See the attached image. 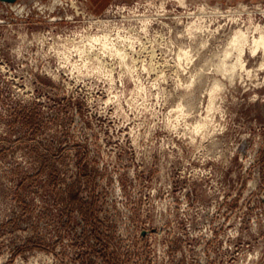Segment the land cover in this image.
Listing matches in <instances>:
<instances>
[{"label":"rangeland","instance_id":"obj_1","mask_svg":"<svg viewBox=\"0 0 264 264\" xmlns=\"http://www.w3.org/2000/svg\"><path fill=\"white\" fill-rule=\"evenodd\" d=\"M237 29L264 0L0 1V264H264V50L217 69Z\"/></svg>","mask_w":264,"mask_h":264},{"label":"bare ground","instance_id":"obj_2","mask_svg":"<svg viewBox=\"0 0 264 264\" xmlns=\"http://www.w3.org/2000/svg\"><path fill=\"white\" fill-rule=\"evenodd\" d=\"M180 1H183V0H180ZM149 6V5H148ZM229 14V13H228ZM223 15V14H222ZM151 16V15H150ZM143 17V16H142ZM152 17V16H151ZM145 18V17H144ZM146 18H147V14H146ZM148 18H149V15H148ZM143 19V18H142ZM144 20V19H143ZM150 20H151V18H150ZM146 22H148L147 20H145ZM144 21V22H145ZM113 23V22H112ZM108 24V23H107ZM111 24V23H110ZM143 24V23H142ZM100 26V25H99ZM109 26V25H108ZM123 26V25H122ZM93 27V26H92ZM104 27V26H103ZM100 29H102V28H100ZM105 29H106V27H105ZM132 29V28H131ZM136 30V29H135ZM148 30V29H147ZM113 31V30H112ZM118 31V30H117ZM125 31V30H124ZM130 31V30H129ZM83 32V31H82ZM86 32V31H85ZM101 33V32H100ZM126 34V33H125ZM108 36V35H107ZM120 36V35H119ZM129 36V35H128ZM131 36H132V34H131ZM139 37V36H138ZM70 39V38H69ZM92 39L95 41V40H101L99 37H96V36H94V37H92ZM115 39V38H114ZM127 39V38H126ZM108 40V39H107ZM107 40H106V42H107ZM119 41V40H118ZM125 41V40H124ZM123 41V42H124ZM93 42V41H92ZM106 42H102L103 43V45L104 46H106V47H108L109 46V43H106ZM108 42H109V40H108ZM136 42V41H135ZM140 42V41H139ZM248 42H250L252 45H251V49H252V52H255L257 49H259V48H262L263 50H264V32L262 31V30H260L259 31V35L258 36H253L252 37V39H249V37H248V35L246 34V32H244V31H242L241 29H237L235 32H234V34H233V36H232V38H231V40L229 41V44H228V46L224 49V51H223V55H222V58L217 62L218 64H217V69L219 70V71H221V72H224V73H227L228 72V74H229V77H232V75H233V72H234V69L238 66V65H240L242 68L244 67L243 66V64H242V54H243V52H244V48H245V45H247V43ZM112 44V43H111ZM123 44V43H122ZM135 44H137V43H135ZM140 44V43H139ZM102 46V45H101ZM113 46V45H112ZM112 46H110L109 47V49L112 47ZM134 46V45H133ZM132 46V47H133ZM137 46V45H136ZM139 46V45H138ZM71 47V46H70ZM131 47V48H132ZM143 47V46H142ZM81 48V47H80ZM125 48V47H124ZM130 48V49H131ZM75 49V48H74ZM94 49H95V47H94ZM112 49V48H111ZM119 49V48H118ZM236 50V55H235V61L233 62V63H231V64H228L227 65V57L231 54V52H232V50ZM87 50V49H86ZM108 50V49H107ZM125 50V49H124ZM105 51V50H104ZM117 51V50H116ZM151 51V50H150ZM66 52V51H65ZM69 52V51H68ZM102 52V51H101ZM109 52H110V50H109ZM136 52V51H135ZM99 53V52H98ZM108 53V52H107ZM112 53V52H111ZM116 53H119V56L120 55H122V56H124L123 54H124V52L122 53L121 51H117ZM181 54H184V55H186L187 54V51H181L180 52ZM69 54V53H68ZM106 54V53H105ZM108 55H110V54H108ZM117 55V54H116ZM136 55V54H135ZM70 56V55H69ZM104 56V55H103ZM150 56V55H149ZM183 56V55H182ZM234 56V55H233ZM65 57V56H64ZM131 57V56H130ZM62 58V57H61ZM72 58V57H71ZM70 58V59H71ZM146 58V57H145ZM73 59V58H72ZM93 59V58H92ZM95 59H97V58H95ZM101 59V58H100ZM152 59V58H151ZM154 59V58H153ZM121 60V59H120ZM133 60V59H132ZM137 60V59H136ZM141 60V59H140ZM232 60V59H231ZM94 61V60H93ZM139 61V60H138ZM190 61V60H189ZM143 62V61H142ZM79 63V62H78ZM93 63V62H92ZM101 63V62H100ZM99 63V64H100ZM120 63V62H119ZM125 63V62H124ZM84 64H86L85 62H84ZM110 64V63H109ZM89 65V64H88ZM102 65V64H101ZM101 65H100V67H101ZM128 65V64H127ZM155 65V64H154ZM156 65H158V64H156ZM148 66H150V65H148ZM102 67H104V66H102ZM86 68V67H85ZM108 68V67H107ZM155 68V67H154ZM106 69V68H105ZM109 69V68H108ZM125 69V68H124ZM141 69H142V67H141ZM144 69V68H143ZM78 70V69H77ZM86 70V69H85ZM97 70H99V69H97ZM104 70V69H103ZM236 70H237V68H236ZM89 71V70H88ZM106 71H107V69H106ZM110 71V70H109ZM78 72V71H77ZM98 73V72H97ZM248 73V72H247ZM91 74H93V73H91ZM105 74V73H104ZM111 75V74H110ZM114 75V74H113ZM123 77V76H122ZM228 77V76H227ZM162 78H163V76H162ZM111 79V78H110ZM220 81H215V82H213V84L210 86V91H209V93H210V101H209V105H208V107L211 109V108H213V106H214V94L217 92V90H219L220 89V83H219ZM209 100V99H208ZM218 104V103H217ZM216 104V105H217ZM210 109L208 110V111H210ZM203 119V118H202ZM207 123L205 122L204 123V121H203V123L201 124L200 123V125L201 126H199V129L200 128H202V126H204V125H206ZM197 126V127H198ZM214 127V126H213ZM204 128V127H203ZM198 129V128H197ZM215 129V128H214ZM202 130V129H201Z\"/></svg>","mask_w":264,"mask_h":264},{"label":"water","instance_id":"obj_3","mask_svg":"<svg viewBox=\"0 0 264 264\" xmlns=\"http://www.w3.org/2000/svg\"><path fill=\"white\" fill-rule=\"evenodd\" d=\"M0 1H4V2H11V1H14V0H0Z\"/></svg>","mask_w":264,"mask_h":264}]
</instances>
